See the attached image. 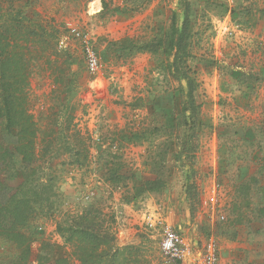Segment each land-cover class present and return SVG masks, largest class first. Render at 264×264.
Returning a JSON list of instances; mask_svg holds the SVG:
<instances>
[{
	"label": "rangeland",
	"instance_id": "obj_1",
	"mask_svg": "<svg viewBox=\"0 0 264 264\" xmlns=\"http://www.w3.org/2000/svg\"><path fill=\"white\" fill-rule=\"evenodd\" d=\"M0 8L2 30L19 19L48 32L42 49L24 42L32 59L25 92L37 130L35 161L6 181L12 188L25 175L41 180L46 206L30 203L29 219L16 229L24 242L0 236V264H80L57 229L85 212L100 218L117 246H137L139 264H174L160 252L159 221L189 246L190 258L180 264H196L205 241H218L236 224L264 232L257 213L264 190V0H0ZM68 22L91 39L97 77L88 74L79 43L59 47ZM172 25L187 28L186 67L197 84L192 161L173 130L188 99L186 82L166 70ZM160 39L156 52L139 49ZM255 152L257 163L249 160ZM156 177L162 190L136 195L135 187ZM213 184L221 187L214 194ZM128 210L140 225L122 226Z\"/></svg>",
	"mask_w": 264,
	"mask_h": 264
},
{
	"label": "trees",
	"instance_id": "obj_2",
	"mask_svg": "<svg viewBox=\"0 0 264 264\" xmlns=\"http://www.w3.org/2000/svg\"><path fill=\"white\" fill-rule=\"evenodd\" d=\"M261 14L264 16V9L261 10ZM3 17L0 8V20ZM13 22L15 24L4 30L0 24V236L11 239L19 237L24 242V236L19 235L16 229L25 225L29 219L32 211L30 203L36 204L39 208L46 206L43 204V196L47 186L41 180H33V176L30 175H21L25 177L24 183L12 187L13 189L9 188L10 183L6 181L17 178L20 175L17 173L19 168L31 167L35 161L34 140L37 130L27 107L25 92L32 59L31 51L24 42L36 41L42 49L48 32L35 20H27L25 24L19 19ZM189 38L185 26L178 30L172 25L165 49L171 57L166 70L170 71L175 79L185 81L187 86L188 100L185 102L186 106L184 104L181 112L174 119L173 130L178 131L181 136L180 153L187 155L191 151L188 159L191 158L192 161L195 146H192L191 141L195 137L199 123V106L195 104L193 93L197 89L196 79L190 75L186 67L189 60L187 51ZM162 47L163 42L160 39L157 43L147 44L139 49L156 52ZM27 55H29L28 59ZM188 143L191 147L187 146ZM8 167L11 173L6 175L4 169ZM163 186L162 179L158 177L147 179L135 187L136 195L157 192L162 190ZM26 188H30L34 194L29 197ZM262 202L257 213L264 224V190ZM89 215V212L79 214L69 223L59 224L57 229L64 242L72 247L73 255L80 264H139L137 257L141 253L137 246H117L114 237L103 229L100 218ZM4 223L7 227H3ZM237 223L241 222L237 220ZM64 262L65 260H61L56 264Z\"/></svg>",
	"mask_w": 264,
	"mask_h": 264
},
{
	"label": "built area",
	"instance_id": "obj_3",
	"mask_svg": "<svg viewBox=\"0 0 264 264\" xmlns=\"http://www.w3.org/2000/svg\"><path fill=\"white\" fill-rule=\"evenodd\" d=\"M67 38H60L59 47L63 50L69 49L67 40H73L79 43L81 52L85 61L88 74L91 77H97L100 71V61L94 50L91 39L83 34L75 25L68 22L65 25ZM221 187L217 184L212 185L213 194ZM215 203V202H214ZM225 217L223 214L217 216L218 222H223ZM145 224L152 228L154 223L147 218ZM161 225L160 252L163 257L172 263H181L186 257L190 258V249L184 239L181 238L176 229L167 222L159 221ZM219 261V245L218 241L213 237H209L203 244L201 251L197 254L196 264H218Z\"/></svg>",
	"mask_w": 264,
	"mask_h": 264
},
{
	"label": "crops",
	"instance_id": "obj_4",
	"mask_svg": "<svg viewBox=\"0 0 264 264\" xmlns=\"http://www.w3.org/2000/svg\"><path fill=\"white\" fill-rule=\"evenodd\" d=\"M255 49L257 50V48ZM256 154L255 152L249 157L251 162H259ZM238 159L243 160L242 157H238ZM121 218V224L124 228L141 224L137 213L130 214L129 210L124 212ZM236 225L218 239V264H264V232L259 227L253 228L250 224ZM125 242H128L127 238Z\"/></svg>",
	"mask_w": 264,
	"mask_h": 264
}]
</instances>
